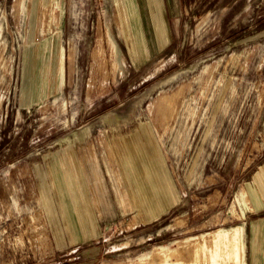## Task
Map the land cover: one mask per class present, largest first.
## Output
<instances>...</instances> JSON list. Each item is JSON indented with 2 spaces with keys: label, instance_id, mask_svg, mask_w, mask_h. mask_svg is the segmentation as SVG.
Masks as SVG:
<instances>
[{
  "label": "rangeland",
  "instance_id": "rangeland-1",
  "mask_svg": "<svg viewBox=\"0 0 264 264\" xmlns=\"http://www.w3.org/2000/svg\"><path fill=\"white\" fill-rule=\"evenodd\" d=\"M261 3L0 0V264H264ZM53 155L90 179L87 237L55 239Z\"/></svg>",
  "mask_w": 264,
  "mask_h": 264
},
{
  "label": "crops",
  "instance_id": "crops-1",
  "mask_svg": "<svg viewBox=\"0 0 264 264\" xmlns=\"http://www.w3.org/2000/svg\"><path fill=\"white\" fill-rule=\"evenodd\" d=\"M19 1L20 0H13L11 14H12V18L15 21L18 14L15 15L14 11L16 9L15 8L16 4H18ZM263 7L264 4L259 6L260 9ZM18 12H19V8H18ZM257 12L258 11L255 12V15H257L256 14ZM257 16L259 18H264V11L263 12L260 11V13ZM42 43L43 42H40V44H38L37 46L43 47L45 43L44 44ZM57 47L58 44L55 41H53V43L47 45L46 47V53H48L46 56L41 55V50H40L41 48H40L37 51V54L35 55L33 54L34 58L33 57L31 58L30 55L28 54V52L31 51H26L27 54H24L25 61H23L24 67H23V76H22V81L24 84L25 81L29 83V81L33 80V78L29 76L31 73H35V72L43 73L42 70L45 71L46 68L45 63L48 62L50 64L53 61L54 58L53 50L54 48ZM71 58L72 57L70 56L69 52L68 53L66 52L64 69L70 65L72 60ZM65 73L67 75V72L64 71L62 78H65ZM23 94L25 95V93ZM30 104L31 102H25V106H29ZM117 155H119V152ZM51 161L53 163V164L51 163L50 166L51 168L50 167L42 168V166L38 164V166L35 169V180H37V182L40 185L39 193L42 196V198H44V203L49 202V206L46 207L48 211L51 212L52 215H50L48 211L47 214L50 215L48 216L50 220L49 223H56L54 224L55 227H57L55 239H59L60 243H62L64 239L87 237L89 236L90 233H85V231H87L86 226L87 225L91 226L93 221L92 218L93 210H91L90 208L93 202L89 200V195H87V192H85L88 186V183L85 182V180H90V179L89 177L84 176L82 164L79 161L74 160L72 156L68 162V158L65 155H60V156L53 155L51 157ZM99 166L103 167L104 164L99 163ZM165 177L166 176H164V181H162V183H169L167 180L168 177H166L167 179ZM75 184H77V188L79 189V191L75 189ZM45 192L51 193L50 195H48L49 197L44 196ZM142 201H144V199ZM57 211L58 214H61V216L63 217L62 221H60V219L57 217L56 215ZM143 212H145V210H143ZM84 215H86L85 218L83 217ZM61 222L65 225L66 229L68 228L70 229L72 223H75L78 229L75 228L76 231L65 230L64 232V230L61 229L60 225L59 227L57 226ZM246 252L247 250L245 244L243 240L239 237V240L236 241V253L238 254V259L247 258Z\"/></svg>",
  "mask_w": 264,
  "mask_h": 264
}]
</instances>
